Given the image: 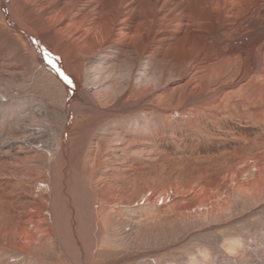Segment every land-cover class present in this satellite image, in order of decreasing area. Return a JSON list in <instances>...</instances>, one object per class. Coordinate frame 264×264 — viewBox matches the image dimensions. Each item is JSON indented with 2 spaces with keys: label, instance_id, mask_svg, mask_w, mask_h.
I'll list each match as a JSON object with an SVG mask.
<instances>
[{
  "label": "bare ground",
  "instance_id": "6f19581e",
  "mask_svg": "<svg viewBox=\"0 0 264 264\" xmlns=\"http://www.w3.org/2000/svg\"><path fill=\"white\" fill-rule=\"evenodd\" d=\"M262 209L264 0H0V264H140Z\"/></svg>",
  "mask_w": 264,
  "mask_h": 264
},
{
  "label": "rangeland",
  "instance_id": "374dc122",
  "mask_svg": "<svg viewBox=\"0 0 264 264\" xmlns=\"http://www.w3.org/2000/svg\"><path fill=\"white\" fill-rule=\"evenodd\" d=\"M38 77L39 76L36 74V72H34V73H27V81L25 82L26 84H24L23 90L20 91V92H18L17 95H20V94H22L21 92L25 91L26 94H27L26 98L27 97L28 98L27 99L26 98H21V99H18V100H20L22 102L28 103V101L32 97L31 94L34 93L33 91H35L36 94L39 93V94L43 95L45 98L48 97L49 94L47 92V88L44 87L43 84H41V83H40L41 85H39V84L33 85L32 84L33 80H38ZM27 86H29V87L31 86L30 89ZM31 90H32V92H31ZM45 95H47V96H45ZM23 106L25 107L26 110L24 108L21 109V112L15 110V113L17 115H18V112L20 114H22V115H26L27 113L30 112L31 109H30L29 104H26V105L24 104V105H22V107ZM52 116H54V115H52ZM5 124L7 126L10 125L9 123L8 124L5 123ZM15 125H18V124H16V122L14 124H11L12 129H13V127ZM184 127H185L184 125H181V128H184ZM195 142H196V144L194 145ZM197 142L198 141L195 140L194 143H193V145H192V142L189 141L188 144L189 143H191V144H189V145L187 144V147L189 146L188 149L191 150V151L192 150H194V151L198 150L197 147H199V146H196L198 144ZM194 146H196L195 147L196 149H194ZM217 146H218V144H215V145L213 144V148L214 147H217ZM256 214H259V215H256ZM165 216H167V215H165ZM250 216H252V217H250ZM256 216H259V217H256ZM149 217H150V215H149ZM156 219H159V218H156ZM262 221H263V223H262ZM164 227H165V229L167 228V230H168L170 226L169 227L164 226ZM172 228H174V227H172ZM120 229H121V227L119 228V231H121ZM177 231H179V236H180L185 230L184 229H181V230H177ZM177 231H174V234ZM215 234H218L219 236L218 235H215ZM215 236H218V238H220V239L216 238ZM228 240L237 241L239 245H242V246L244 245L243 248H246V247L250 246V251H248V254H246V256L243 255L242 261L235 260V259L231 258L225 251H223V249L221 248V246H222L223 242H226ZM206 242H208V243H206ZM125 243H127V244L126 245H123L121 248L117 249L119 252L128 253L129 255H131V254H136L137 251L138 252L139 251H146V253H147L148 250H149L148 249V245H146V246H144V245H138V246L135 245L134 246L133 244L129 243V240L128 241L126 240ZM196 245L199 246L200 248L201 247L203 248L202 251H199L200 253L197 251L199 249V247H197ZM182 246H183V248H182ZM204 247H206V248H204ZM213 247L214 248L216 247V249H214ZM166 251L163 252V255H164V256H162L163 258L160 257V255H158L157 257H155V256L152 257V256H149L148 255L149 257H152V258L145 257V259L140 264H142V263L143 264H167L168 262H169L168 264H190V263L191 264H196V261L193 262V260L198 259L199 254H201L204 257V259H206L207 261L206 262L205 261H200L197 264H209L210 262H208V260L209 261L212 260L210 264H249V263L250 264H258V262H257L258 260L257 259L259 257H261V256H264V209L259 210V211H256V212H254V213L246 216L245 218H242V219H240L238 221H235V222L231 223L230 225H227L226 228H217V229H215V231H212V232H208L206 234H203L201 237H199V238L197 237L196 239H193V240H191V241H189L187 243L185 242V243L179 245V247H177L175 250L170 251L171 253L168 250H166ZM182 252H184V253H182ZM252 253H253V255H252ZM217 254H218V256H217ZM113 255L116 256V257H118V255L120 256L122 254H120V253L115 254L114 253ZM168 255H169V258H168ZM209 255H211V257ZM178 256H179V258H178ZM158 257H160L162 260L161 259L159 260ZM248 259H250V260H248ZM167 260H169V261H167ZM248 261H251V262H248ZM130 262H132L131 264H135L136 263V261H134V260H132Z\"/></svg>",
  "mask_w": 264,
  "mask_h": 264
},
{
  "label": "snow or ice",
  "instance_id": "6c2138e0",
  "mask_svg": "<svg viewBox=\"0 0 264 264\" xmlns=\"http://www.w3.org/2000/svg\"><path fill=\"white\" fill-rule=\"evenodd\" d=\"M49 63H52L51 59L49 60ZM64 79L71 84V80L69 79V77L67 75L64 76Z\"/></svg>",
  "mask_w": 264,
  "mask_h": 264
}]
</instances>
